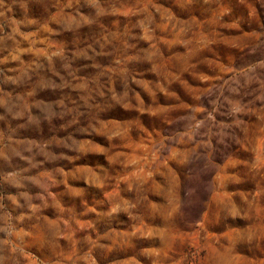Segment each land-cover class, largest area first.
<instances>
[{
    "label": "rangeland",
    "instance_id": "obj_1",
    "mask_svg": "<svg viewBox=\"0 0 264 264\" xmlns=\"http://www.w3.org/2000/svg\"><path fill=\"white\" fill-rule=\"evenodd\" d=\"M0 264H264V0H0Z\"/></svg>",
    "mask_w": 264,
    "mask_h": 264
}]
</instances>
